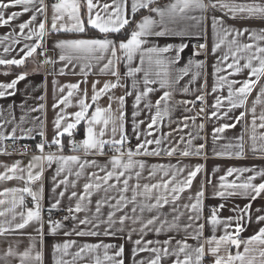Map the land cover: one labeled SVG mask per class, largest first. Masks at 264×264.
Masks as SVG:
<instances>
[{
  "label": "crops",
  "instance_id": "crops-1",
  "mask_svg": "<svg viewBox=\"0 0 264 264\" xmlns=\"http://www.w3.org/2000/svg\"><path fill=\"white\" fill-rule=\"evenodd\" d=\"M7 2V0H5ZM54 0H44L45 5H47V9L44 15L38 16L36 24L40 22V20L46 19V26L48 28L51 27V5L56 3ZM96 3V0H93ZM172 2V0H156V3L153 7L164 5ZM207 2V0H206ZM224 3L228 4H236V5H260L264 7V0H222ZM105 3H111V0H99V4L103 5ZM81 4L83 5L81 9V18L84 21L85 25H87V8L85 0H81ZM34 11V7L28 11H23V5H16L9 9L5 10L6 16L11 14L12 12H20L21 15L16 17L14 20L10 21L6 25H0V59H20L24 55L25 45L34 44L36 42L35 38L28 40L25 39L24 36L28 35V29L24 30V36H20V28L19 24L28 21L32 13ZM127 14L131 15V0H128V8ZM147 10L140 14L134 21H139L142 16L147 15ZM95 15V10L93 12ZM154 18L155 14H152ZM190 15L200 17L203 16L204 19L197 23V21L192 20L187 23L191 26L190 31L193 33L192 35H186L184 37L179 36H165L159 38H153L150 43H156L161 46L165 44H173L179 45L180 43H184L187 47L181 52V59L178 63H176L171 71L172 78L174 79L177 75H180L181 78L175 83L170 90L172 92V99L170 103L174 105L171 112L168 116L164 117L163 120H158L157 125L154 127L152 131V135L145 137L144 132L147 130L148 124L151 122L152 115L155 114L156 109L154 107L155 101L162 95V92L165 89H160L159 84L150 85L151 87L157 89L156 91L149 94L147 100L141 102V104L134 108L135 94L136 90L133 89V79L137 81V89L143 91V73H137L134 78L125 77L124 73L127 71V66L123 60H119L116 62V69L120 73V85L114 89L109 90L107 93L102 95L96 103H92V85L93 82L97 83V89L101 88L106 81L115 82L116 77L112 76L110 73H101L100 67L104 63L107 62V56L104 60L97 63L96 61H92V69L88 71L86 75L81 74V64L87 63V61H76L73 60L71 62L58 61L59 49L54 48L56 41L62 39H89V38H98L104 39L105 34L100 33L97 29H93L96 34L104 35V36H86L82 35V33H72L74 35H63L68 32H48L43 38V47L37 48L36 52L25 59V63L21 66L16 65H0V84L10 83L13 79L16 78L21 73H27L24 80H21L17 83L15 89H9L7 91L13 92V95H5L4 97H0V122H2V126H0V132L3 133L4 139L0 140V173L5 175H13V173L7 171L8 168H11L13 164L17 161L20 162L18 168L25 169V171L20 172L19 170L15 173L13 179L4 180L0 179V193L4 192V189H23L26 186H30L33 191H38L41 184L43 185V193L40 198V205L42 207H50L52 203L55 202L56 198H59V192L64 191V185H60L57 187L56 192L52 191L54 186L53 177H56V180H62L65 175H68L67 169L64 173H61L57 176V168L59 165L56 162H53L50 166L45 164L44 172L41 181L34 182L31 185H26L25 180L27 178V166L29 162L32 160V157L35 155H40L36 153L31 154H9L5 151V142L9 139H13L14 136L16 140L19 141H31L37 142L40 138L46 139L48 143H51L53 137L55 136V128H54V120L57 117L58 113L64 115L65 119L61 121L63 126H67L68 123H75L74 113L80 111V106L78 104V100L84 97V91H87V96L85 98V102L91 104L92 106L89 108L86 113V119L81 120L74 129L71 130L72 134L69 136L65 133L63 136L59 137L62 144L64 145L63 152H58L56 146L53 145L51 148V152H57L58 155L71 156L75 155L80 157V163H83L85 160L96 161V166H86L83 170V174L77 178L74 173L79 170V164L73 163L68 167L72 171V175H69V186L66 192V195L61 199V206L66 207H74L76 203V199L69 200L68 196L72 191H76L77 193L83 192V184L89 182V173H98L101 177L105 175L104 171H100V168L107 166V170H111V164L109 163V158L112 155H117L111 148L110 151L107 152L104 149V154L99 155L95 153L85 154L83 149L81 148L79 151L73 152L71 150V146L69 141H75L76 138L82 137L85 139L86 129L91 126L95 133H99L100 128L104 127L106 129L105 135L102 137L104 140H109L112 138V124L111 122L108 125L100 124H89L88 121L91 118L92 112L95 111V107L99 106L101 108H107L111 103L112 112L114 115H119L118 109V97L124 96V107L123 111L125 114L124 120V131L127 136V141L125 143V151L128 148H131L135 151L136 145L141 143L146 138L155 140L157 138H161L164 134H170L166 139L162 140L161 145L159 146L161 149L167 148H176L177 151L174 155L168 156L165 152H161L159 156L152 155H136L133 157L136 161H143L144 168L140 169L139 166L134 167L130 171L125 172V176L121 178V183L119 184V188L123 187L122 180L130 177L128 180L129 189L132 186L139 184L141 186V190L144 184H154L160 182L162 180H167L172 175V170H167L168 175H164V172L157 169L156 174L150 176L149 173L153 171V165H177L178 167L184 168L182 173L176 175L175 180L181 181L187 177V173L195 168L196 165H202L201 171L194 178L193 183L189 189H186L181 194V199L179 201L178 207L181 211L185 212V215L181 218V228L179 230H166L161 232L160 234L155 233L154 231H146L143 236L145 240L151 241H164L171 238V247L176 246V241H185L191 245L193 248L198 247L200 245L204 246L205 255L202 258L201 264H213L215 257L209 252L210 247H215V243L208 244L206 241L215 235L216 238H219L221 235L225 234V225L224 223L219 224L216 227V231L213 232L211 224L208 223V217L212 215V209L218 208L219 211L217 213L218 218L221 221H227L229 217H232V220L228 224L227 231L229 233H235L236 227V217L242 216L243 214L239 211L246 204H249V198H245L243 196H233V197H214L213 191L214 186L218 189L220 185V177L226 176L225 183H231L233 180H237V182H243L248 176L253 175V172H245V173H233L228 176L227 170L229 168H248L254 169L256 172L264 170V140L260 139L261 133H264V128L257 127L255 129L256 139L253 141L251 138L253 136V130L251 126L252 122V107L253 102L257 98V94L259 92V85H264V77L261 78L259 85L253 89V91L249 94L244 107L233 108L229 111L228 100L226 99L228 96V89L225 85L224 87H220L217 85V76L213 75L214 65L220 69L217 75H222L227 77L229 80L242 81L248 78L247 69L243 70L240 73L235 75H230L234 70L228 69L227 64L231 63L232 60L229 58L227 62H223L217 64L218 60H222V57L227 53L228 48L227 45H222L215 52L212 51L214 42H218L216 37L213 34L212 30V17H218L223 19L226 22L227 26H230L234 29H248L247 32L244 33L243 36H240V43H258L259 46H264V41H253L249 38V34L252 32L259 33L261 29H264V17H260L259 15L248 17L247 13H237L235 19L230 18V13L227 10L221 11L219 8L210 9L201 13L200 11L191 12ZM134 28V24H132L129 28L128 34L125 38L119 39L118 44L121 40H127L131 31ZM195 33H199V35H195ZM12 36H15L17 43L12 42ZM8 37V39H4ZM108 39H112V37L107 36ZM231 39V37H229ZM113 40V39H112ZM196 44H205V49L200 50L199 48L194 47ZM5 47L9 48L8 52H5ZM199 52V55H193V53ZM41 53H46V56L52 59H56L57 63L55 65L52 64H42L41 62L45 59V55H41ZM110 55V52L107 54ZM117 55L120 56L121 53L117 52ZM174 55V53H172ZM202 61V67H196L195 63H193L187 72V74H180L177 70L182 69L185 65L188 64L189 60ZM245 61L241 59V65ZM256 63L255 61L253 62ZM67 64L68 67L65 69L64 74H59V70ZM140 64L139 57L137 56L131 62V67H136ZM75 65V67H73ZM4 73H8L5 75ZM155 78V77H150ZM53 80L56 81L55 85L53 84ZM86 80V83L83 81ZM79 84V91H76L73 96L70 98L69 104L65 107L63 104H60L58 107L53 108V105L60 100L62 96H67L68 89L64 87L63 92L60 90L63 86L70 83ZM213 86L217 87L215 92L212 91ZM240 84L237 83L234 87H239ZM186 89V90H185ZM126 92H132V95H126ZM197 96H203V101L197 100ZM109 97L113 99L110 101ZM217 97L221 98L222 105L217 110L213 108V105L216 102ZM151 101L153 107L148 108L145 107V104ZM180 101H189L188 104H180ZM194 101H199L201 103V108L203 107L204 111L201 112L200 115L195 116L192 109V103ZM41 105L43 106L41 108ZM9 106H12L9 108ZM163 108V105L161 106ZM35 109V111H33ZM136 111L138 115L135 117V121L138 125V133L139 139L137 138V134H134L133 130V112ZM213 111H218V116L220 118H209L210 113ZM245 112L246 115L242 121L239 123L236 122L235 118L239 116L240 112ZM227 112V117L223 116V113ZM264 112V98H262L260 103L256 104L255 107V115L257 117L256 123L259 125L261 121L259 120V116ZM107 115V114H105ZM24 116V120L21 121L20 117ZM189 117L187 120V127L184 124V118ZM191 117H195V121L191 119ZM143 122V123H140ZM203 124L204 127L201 129L199 125ZM223 124H234V127L226 128L223 133L218 134V139H213V129L218 128ZM80 125L82 126V133L77 134L80 130ZM16 129L13 132V129ZM31 129V131H28ZM62 130V129H61ZM41 131L44 133L42 137L40 135ZM181 137H183V141H181ZM120 134L117 132L115 139H119ZM242 138V140H241ZM191 140V146H188V141ZM76 142V141H75ZM241 144L243 145V152L241 155H237V152H240ZM199 145H203L204 147L200 150L199 155H189L182 156L180 153L188 147V150L191 152H195L196 148ZM107 145L105 146V148ZM110 147V146H109ZM149 150L157 148L156 144H151L147 146ZM255 147V151L253 148ZM125 161L127 157H124ZM39 169H33V172L38 171ZM136 172H140V176H136ZM23 176L24 179H18L16 177ZM239 177V179H238ZM76 181V186L73 188L71 186V181ZM211 181L209 184L208 181ZM262 182V178L257 176L253 183ZM110 184L117 183L115 178L109 181ZM204 184L205 196L203 198V211L201 213V219L198 221H194L192 223V227L187 231L183 229V224L188 223L187 221V213L183 205L191 204L195 200V194L200 190L201 184ZM23 195L24 204H17L14 209L16 216L13 219V213L8 212L4 216H0V224L6 229H9L5 234L0 235V264H54V254H53V245L60 243L62 244L65 240L75 241V245L69 249L70 253H75L80 246L85 243L88 244H112L117 247L111 248L108 250L109 255H114V253L118 250L120 245L124 246V252L122 257L118 259H122L124 264H135L136 261L141 259L147 260L151 258L152 254L145 251L140 252L133 256V241L139 239L141 233L139 231L140 224H133L132 220H127L124 224L125 232L117 233V235H104L105 229L108 227L107 224H101L99 228L93 229L91 225H80L79 219H84L87 215L90 219L92 218V213L95 211L96 201L102 199L105 196V192L101 189L98 192H94L92 196V202L88 205L90 211H82L80 213H74L78 217L76 221L71 219L67 221H63V227L57 231L55 235L49 232L48 220H43V238H42V248H41V237L37 234L36 229L40 227V224L36 222H31L24 229L15 230V223L21 222V218L19 216L20 212H24L26 214L27 209L33 207V200L30 195L27 193H5L0 195V200H4L5 203L0 205V211H3L6 208H11L13 197L19 199L20 196ZM108 196L117 198L119 196L118 189H109L107 192ZM129 201L132 197V192L129 190L125 193ZM26 197L29 199V202L26 203ZM189 197H192V200H189ZM142 198H138V201ZM111 203H115V199L111 201ZM220 205H224L223 208H220ZM133 205L131 203L128 204L127 208L122 212L116 213V218L120 215L127 213V215L132 216ZM172 204L165 205L161 210L163 219L165 216L169 220H171L172 216ZM235 209V210H234ZM257 209H262V211L257 212ZM111 210L107 204H105L101 208V213L99 219L106 220L107 213ZM251 219L249 220L247 216L241 220V226L243 227V231L239 234V239L241 241L247 240L249 237L253 236L261 227H264V222H257V215H264V193H262L256 200L251 201ZM139 209L137 210V215H139ZM151 215H155V212L148 213L145 212L142 216L143 220H147ZM11 222V223H9ZM199 224H203V232L199 238V241L196 239H192V236L195 235L196 228ZM74 226L75 231H88L95 230L100 234L97 236H77L74 234ZM120 225L117 223L116 228H119ZM135 228L136 231L132 233L131 239L128 238V230ZM69 232L72 233L70 235L65 236L64 233ZM35 245L31 248L30 254L28 257L21 258L19 255L23 253L25 250L30 248V245ZM155 246V245H153ZM9 247L17 253V255L4 257V253L8 250ZM245 245L242 243L237 249L234 245H229L227 247L221 246L219 255L227 258V255L231 253L235 255L237 251L244 253ZM250 251L245 253V259L243 264H264V257L261 256V251H264V245L259 243H252L248 245ZM37 251H42V259L41 261H35L34 257ZM96 256H99L101 260H103V249L98 250L96 253L90 254L84 261H78L77 264H94V260ZM56 258H59V254L56 255ZM72 257L69 255L65 257V259H71ZM183 259V255L180 257ZM175 257H168L162 261V264H172V261ZM193 264H195V255L192 257ZM107 264V262H104ZM233 264H242L241 261H234Z\"/></svg>",
  "mask_w": 264,
  "mask_h": 264
},
{
  "label": "snow or ice",
  "instance_id": "snow-or-ice-1",
  "mask_svg": "<svg viewBox=\"0 0 264 264\" xmlns=\"http://www.w3.org/2000/svg\"><path fill=\"white\" fill-rule=\"evenodd\" d=\"M86 8H87V25L91 26L93 29H97L100 33L105 34L104 39L98 38H89V39H62L56 41L54 48L59 49L58 61L71 62L73 60L76 61H87V63L81 64V74L86 75L88 71L92 69V61H96L99 63L104 60L107 56V62L100 67L101 73H110L112 76L116 77L115 82L106 81L103 86L97 89V83L93 82L92 85V103H96L99 98L107 93L109 90L114 89L116 87L122 86L120 85V73L116 69V62L119 60H123L127 66V71L124 73L125 77L134 78L137 73H143V91L137 89V81L133 79V89L136 90L134 108L138 107L142 101L147 100L150 93L156 91L157 89L151 87L150 85L159 84L160 89H165L162 92V95L155 101V109L156 112L151 117V122L148 124L147 130L144 132L145 137L151 136L154 127L157 125L158 120H163L164 117L168 116L171 112L174 105L170 103L172 99V92L167 89H171L172 86L178 82L181 78L180 75H177L174 79L172 78L171 69L172 67L178 63L181 59V52L187 47L186 44L180 43L179 45L173 44H165L163 46L150 43L153 38L165 37V36H179L184 37L186 35H192L193 33L190 31V25L187 23L188 21L195 20L197 23H200L204 17H196L190 15L191 12L200 11L201 13L208 11L210 9L219 8L221 11L227 10L230 13V18L235 19L236 14L239 13H247L248 17L259 15L260 17H264V7L260 5H236V4H228L222 2V0H172V2L164 5L163 7L153 5L156 3V0H131V15L127 14L128 8V0H111V3H105L103 5L99 4V0H96V3L93 0H85ZM16 5H23V11L28 12L34 7V11L32 13L31 18L19 24L20 28V36H24V30L28 29V35L24 36L25 39L31 40L35 38L36 42L34 44L25 45L24 55L20 59H0V65H16L21 66L25 63V59L27 57L32 56L37 48L43 47V38L48 32H68V33H84L86 30V26L84 21L81 18V9L83 5L81 4V0H57L56 3L51 5V27L48 28L46 26V19L40 20L38 25L36 24L38 16H42L45 14L47 5H45L44 0H0V25H6L10 21L14 20L16 17L20 16V12H12L6 16L5 10ZM147 10L148 14L142 16L139 21H134L135 15L141 10ZM95 10V15L93 12ZM152 14H155L154 18ZM134 24V28L131 31L127 40H121L118 44L116 41L112 39H108L107 35L109 33H119L121 29L126 26ZM212 30L213 34L216 37L218 42H214L212 51L215 52L222 45H227L228 51L222 57V60H218L217 64L227 62L229 58H231L232 62L227 64L228 69L234 70L230 73V75H235L237 73L242 72L247 69L248 78L242 81L229 80L227 77L222 75H217L222 69L214 67L213 75L217 76V85L220 87L227 86L228 89V104L229 111L233 108L244 107L245 102L249 96V94L259 85L261 78L264 77V46H259L258 43H240L239 37L243 36L248 29H234L230 26L226 25V22L218 17H212ZM195 35H199V33H195ZM231 37V39H229ZM249 38L253 41H264V29H261L259 33L252 32L249 34ZM4 39H8L5 37ZM2 42V41H0ZM12 42L17 43L15 36H12ZM205 44L198 45L200 50L205 49ZM121 53L120 56L117 55V52ZM5 52L9 51L8 47H5ZM110 52V55H107ZM174 53V55H172ZM199 52L193 53V55H199ZM41 55H45V59L41 62L42 64H52L55 65L57 63L56 59H52L46 56V53H41ZM139 57L140 64L136 67H131V62L134 58ZM243 59L245 62L241 65L240 61ZM256 62L255 64L253 62ZM195 63L196 67H202V61L193 62L191 59L188 61V64L185 65L184 68L177 70L180 74H187L189 67ZM68 67L67 64L64 65L59 70V74H64L65 69ZM75 67V65H73ZM7 75L8 73H4ZM27 73H21L16 76L10 83L0 84V97H4L5 95H13V92H9V89H15L17 83L21 80H24ZM155 77V78H150ZM86 83V80L83 81ZM56 81L53 80V84L55 85ZM237 83L240 84L239 87H234ZM79 84L70 83L63 86L60 90L63 92L64 87L68 89L67 96H62L60 100H58L53 108L58 107L60 104H63L65 107L68 106L70 98L76 91H79ZM186 90V89H185ZM217 90L216 86H213L212 91L215 92ZM126 95H132V92H126ZM87 96V91H84V97ZM82 97L78 100V104L80 106V111L74 113L75 123H68L67 126H63L61 121L65 119L64 115L61 113L57 114L56 119L54 120V128H55V136L53 137L51 143L48 141L42 140L41 143L36 145V148L40 151V155H35L32 157V160L29 162L27 166V178L25 180L26 185H31L34 182L41 181L44 165H51L53 162H56L59 167L57 168V176L61 173H64L67 169L68 175H65L62 180L57 181L56 177H53L54 186L52 191L55 193L57 187L61 184L64 185V191L59 192V198L55 199V202L52 203L48 209L49 213H51L54 209H58L61 204V199L66 195L68 186H69V175H72L71 169L68 167L70 164L77 163L79 164V170H77L74 175L79 178L83 174V170L86 166H96V161L85 160L83 163H80V157L71 155H58L57 152H44L45 145L48 147L56 146L58 152H63L64 145L62 144L59 137L63 136L67 133L71 136V130L76 127V125L83 119H86V113L89 108L92 106L89 103L85 102V98ZM262 98H264V85H259V92L257 94L256 100L253 102L252 111V130L253 136L251 137L253 141H255V129L257 127L264 128V112L259 116V120L261 123L257 125L256 120L257 117L255 115V107L257 103H260ZM113 98L109 97L111 101ZM118 113L119 115H114L111 108V103L107 108H101L99 106L95 107V111L92 112L91 118L88 123L91 124H104L108 125L110 122L112 124V138L109 140H104L102 137L105 135L106 129L104 127L100 128L99 133H95L93 128L89 126L86 129L85 139L80 142H75L70 140L69 144L71 146V150L73 152L79 151L81 148L85 152V154L95 153L99 155L104 154L105 146H110V148L117 153V155H112L109 158V163L111 164V170H107V166L100 168V171H104L105 175L102 177L98 173H89V182L83 184V192L77 193L76 191H72L68 196L69 200L76 199V203L74 207H69L67 209L68 215L63 217V220L67 221L69 219L76 221L78 217L74 215V213H80L82 211H90L88 205L92 202V196L94 192H98L101 189L105 192V196L96 201L95 211L92 213V218L90 219L87 215L84 219H79L80 225H91L93 229H97L101 224H107L108 227L104 231V235H117V233L125 232L124 224L127 220H132L133 224H140V233L141 236L139 239L133 241V256L140 252H149L152 254L151 258L144 260L141 259L136 261L135 264H162V261L168 257H175L172 261V264H193V255H195V264H201L202 258L205 255V249L203 245L193 248L189 245L186 240L185 241H176V246L171 247V238L164 241H151L145 240L143 234L146 231H154L157 234H160L163 231L170 230H179L181 228V218L185 215L184 211H181L178 207L179 201L181 199V194L189 189L193 183L194 178L201 171L202 165H196L195 168L187 173V177L184 180L176 181L175 177L177 174L182 173L184 168L178 167L177 165H153V171L149 173L150 176L156 174V170L159 169L164 172V175H168L167 170H172V175L167 180H162L160 182L154 184H144L141 190V186L136 184L129 189L128 180L130 177L122 180L123 187L119 188V184L121 183V178L125 176L126 171L132 170L134 167L139 166L140 169L144 168L143 161H136L133 159L136 155H152L159 156L161 152H165L168 156H172L177 151L176 148H167L161 149L159 146L162 143L163 139H166L170 134H164L161 138H157L155 140L145 139L141 143L136 145L135 151L131 148H128L125 151V143L127 141V136L124 131V120L125 114L123 111L125 97H118ZM197 100L203 101V96H197ZM180 104H188L189 101H180ZM194 103V102H191ZM163 105V108L161 106ZM222 105L221 98L217 97L213 108L219 109ZM12 106H9L11 108ZM43 106L41 105V108ZM145 107L151 108L153 107L151 101H148L145 104ZM35 111V109H33ZM203 107L201 108V112H203ZM107 114V115H105ZM133 130L134 134H137V138L139 139L138 133V125L135 121V117L138 115L136 111L133 112ZM245 112H240L239 116L235 118L236 122L239 123L245 117ZM224 117H227V112L223 113ZM209 118H220L218 116V111H213L210 113ZM189 117L184 118L185 127H187V120ZM193 121H195V117H191ZM20 120H24V116L20 117ZM143 123V122H140ZM0 126H2V122H0ZM234 124H223L218 128L213 129V139H218V134L223 133L226 128L234 127ZM201 129H203L204 125H199ZM62 129V130H61ZM15 128L13 132H15ZM28 131H31L29 129ZM119 131L120 138L115 139L117 132ZM40 135L43 137L44 133L41 131ZM5 137L2 132H0V140H3ZM15 139V137H12ZM261 140H264V133H261ZM242 140V138H241ZM181 141H183V137H181ZM156 144L157 148L149 150L148 145ZM188 146H191V140L188 141ZM203 145H199L195 152H191L188 150V147L180 154L182 156H189L192 154L199 155L200 150L203 148ZM240 152H237V155H241L243 152V145L240 146ZM255 151V147L253 148ZM127 157L125 161L124 157ZM20 162L17 161L15 164L8 168L7 171L13 173V175H5L0 173V179L9 180L13 179L15 173L19 170L20 172L25 171V169L18 168ZM39 169L38 171L33 172V169ZM245 172H253L254 174L248 176L243 182H237V180H233L231 183H225L226 176H221L219 179L221 181L218 189L214 186L213 196L214 197H233V196H243L245 198H249V204H246L239 211L243 214L242 216H237L235 233H229L227 231L228 224L232 220V217H229L227 221H221L218 218V208L212 209V215L208 217V223L211 224L213 232L216 231V227L224 223L225 225V234L221 235L219 238H216L215 235L208 239L206 242L208 244L215 243V247H210L209 252L215 257L213 264H233L234 261H243L245 259V253L250 251L248 245L252 243H259L264 245V227H261L253 236L249 237L245 241H241L239 239V234L244 230L241 226V220L244 216H247L248 219H251V201H254L259 197L262 193H264V170L256 172L254 169L248 168H229L227 170L228 176L233 173H245ZM137 177L140 176V172L135 173ZM259 176L262 178V182L256 184L253 181L256 177ZM18 179H24L23 176L16 177ZM115 178L117 183L110 184L109 181ZM239 179V177H238ZM210 184L211 181L209 180ZM71 186L75 188L76 181H71ZM109 189H118L119 196L117 198L111 197L107 195ZM129 190L132 192L131 200L127 198L125 193ZM27 193L32 197L33 207L27 209L26 214L24 212H20L19 216L21 218V222L15 223L14 229H24L31 222H36L40 224V227L36 229L37 234L41 237V248H42V238H43V217L41 215L42 209L40 205V198L43 193V185L41 184L38 191H33L30 186H26L23 189H4L3 195L5 193ZM205 196L204 184H201L200 190L195 194V200L191 204H184V210L189 213L187 215L188 223L183 224V229L187 231L192 227V223L194 221H198L201 219V213L203 211V198ZM138 198H142L138 201ZM115 199V203H111V201ZM189 200H192V197H189ZM5 203L4 200H0V205ZM131 203L133 205L131 211L132 216L127 215V213L120 215L118 220L116 218L117 212L124 211L127 208L128 204ZM11 208H6L3 211H0V216H4L8 212L13 213V219H15L16 213L14 209L17 204L23 205V195L20 196L19 199H16L15 196L11 202ZM107 204V206L111 209L107 213V219H99L101 208ZM172 204V216L171 220L165 216L163 219L161 218L162 212L161 210L165 205ZM220 208H223L224 205H220ZM139 209V215H137V210ZM235 210V209H234ZM257 212L262 211V209H257ZM145 212L153 213L155 215H151L147 220H143L142 216ZM257 222H264V215L256 216ZM11 223V222H9ZM117 223H119L120 227L116 228ZM49 232L53 235L57 233L59 229L63 227V224L59 220H53L51 215H49L48 219ZM204 225L199 224L196 228L195 235L192 236V239H196L199 241L200 236L202 235ZM9 229H6L0 224V235L5 234ZM74 234L77 236H97L100 233L95 230H80L75 231L74 226ZM136 229L132 228L128 230V238L131 239V235L135 232ZM72 233L65 232L64 235H70ZM244 244V253L239 251L236 252L235 255L229 253L227 258L219 255V251L221 246H229L234 245L237 249H239L241 244ZM75 245V241L65 240L62 244L57 243L53 245V254H54V264H77L78 261H84L90 254L96 253L98 250L103 249V260L100 259L99 256H96L94 260V264H124L122 259H118L122 257L124 252V246L120 245L118 250L114 253V255H109L108 250L111 248L117 247L112 244H88L85 243L79 247V249L75 253H70L69 249ZM155 245V246H153ZM35 245H30L28 250H25L23 253L19 255L21 258L28 257L31 251V248ZM59 254V258H56V255ZM17 253L9 247L8 250L4 253V257L14 256ZM71 256L72 258L65 259L67 256ZM181 255H183V259H181ZM261 256L264 257V251H261ZM35 261L39 262L42 259V251H37L34 257ZM251 264V262H250Z\"/></svg>",
  "mask_w": 264,
  "mask_h": 264
},
{
  "label": "built area",
  "instance_id": "built-area-1",
  "mask_svg": "<svg viewBox=\"0 0 264 264\" xmlns=\"http://www.w3.org/2000/svg\"><path fill=\"white\" fill-rule=\"evenodd\" d=\"M57 1V0H54ZM199 44L194 45V47L198 48ZM200 108H201V103L199 101H194L192 103V109L193 113L195 116L200 115ZM44 140L40 138L37 142H31V141H19L16 139H9L5 142V151L9 154H31V153H36L40 154V151L36 148V145L41 143V141ZM82 137H78L75 139L76 142L82 141ZM107 152L110 151V147L107 146L105 148ZM44 152H51V148L48 147V145H45ZM26 203L29 202V199L26 197L25 199ZM49 207H42V212L41 215L43 217V220H48L49 215H51V218L53 220H59L61 222L65 221L63 220V217L68 215L67 209L68 207L66 206H61L58 209H54L51 213L48 211Z\"/></svg>",
  "mask_w": 264,
  "mask_h": 264
},
{
  "label": "trees",
  "instance_id": "trees-1",
  "mask_svg": "<svg viewBox=\"0 0 264 264\" xmlns=\"http://www.w3.org/2000/svg\"><path fill=\"white\" fill-rule=\"evenodd\" d=\"M145 11H146L145 9H141V10L135 15L134 20H135L140 14H142V13L145 12ZM131 25H132V24L126 26V27L123 28V29H121V31H120L119 33H109L107 36L112 37V39H113L114 41L117 42L119 39H123V38H125V37L127 36L128 31H129V28H130ZM85 26H86V30H85L84 33H82V35H86V36H96V37H97V36H104V35L96 34L95 31H94L91 27H89L88 25H85ZM63 35H74V34H72V33H65V34H63ZM81 129H82V126L80 125V130L77 132L78 135L82 133Z\"/></svg>",
  "mask_w": 264,
  "mask_h": 264
}]
</instances>
